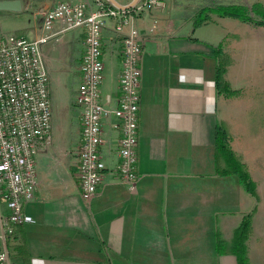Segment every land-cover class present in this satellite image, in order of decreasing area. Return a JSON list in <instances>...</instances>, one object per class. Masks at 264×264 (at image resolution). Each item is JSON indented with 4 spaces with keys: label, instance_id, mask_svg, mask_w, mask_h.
I'll return each mask as SVG.
<instances>
[{
    "label": "crops",
    "instance_id": "obj_1",
    "mask_svg": "<svg viewBox=\"0 0 264 264\" xmlns=\"http://www.w3.org/2000/svg\"><path fill=\"white\" fill-rule=\"evenodd\" d=\"M61 1L66 0L27 1L20 12L0 10V21L23 20L17 27L21 35L37 39L52 34L40 44L49 78L51 142L36 156L39 184L24 207L32 220L18 226L6 264H238L235 254L219 253L218 237L230 246L234 229L257 200L236 174L217 173L218 124L227 126L232 149L241 153L228 119L221 115L232 97L218 92L216 49L220 46L233 59L225 77L239 90L233 36L244 22L212 13L195 26L201 8L213 0H161L137 19L146 37L136 165L140 180L131 190L114 174L121 130L115 116L103 118L106 169L100 194L87 205L77 176L82 121L75 105L85 30L56 34V22L47 31L41 13ZM116 1L126 6L134 0ZM123 49L122 36L108 24L102 35L104 73L107 70L110 80L104 92L103 76L105 105L119 101ZM0 207L7 211L1 193ZM258 213L248 256L251 263L264 264V226L258 225Z\"/></svg>",
    "mask_w": 264,
    "mask_h": 264
},
{
    "label": "built area",
    "instance_id": "obj_2",
    "mask_svg": "<svg viewBox=\"0 0 264 264\" xmlns=\"http://www.w3.org/2000/svg\"><path fill=\"white\" fill-rule=\"evenodd\" d=\"M161 4V0H137L126 6L110 0H66L41 11L47 31L56 22L60 24L56 34L85 30L83 73L75 105L82 121L77 176L87 205L100 194L106 169L101 153L103 118L115 116L121 130L120 158L114 174L131 190L140 180L136 165L146 37L137 19ZM108 24L122 36L124 46L121 93L116 106L105 105L101 88L105 68L102 35ZM51 36L30 39L0 28V193L7 207L6 212L0 207V264L9 261V244L17 240L18 226L32 220L24 207L35 197L39 184L36 156L51 142L49 78L40 50V44Z\"/></svg>",
    "mask_w": 264,
    "mask_h": 264
},
{
    "label": "rangeland",
    "instance_id": "obj_3",
    "mask_svg": "<svg viewBox=\"0 0 264 264\" xmlns=\"http://www.w3.org/2000/svg\"><path fill=\"white\" fill-rule=\"evenodd\" d=\"M248 1L251 5L247 4ZM212 2L223 3L219 0ZM227 2L248 6L254 3L264 5V0ZM22 23L23 20L18 17H11L2 19L0 27L19 34L17 27ZM233 39V49L237 54L234 65V71L237 73L235 82L240 92L226 100L221 115L228 119L233 131L234 145L241 153L240 157L248 164L250 173L257 183L260 196L259 200L256 199L258 225L264 226V26L244 22ZM104 76L103 91L106 92L110 82L107 70Z\"/></svg>",
    "mask_w": 264,
    "mask_h": 264
},
{
    "label": "trees",
    "instance_id": "obj_4",
    "mask_svg": "<svg viewBox=\"0 0 264 264\" xmlns=\"http://www.w3.org/2000/svg\"><path fill=\"white\" fill-rule=\"evenodd\" d=\"M219 16H228L238 18L241 21L253 23L258 26H264V5L254 3L252 6L242 4H220L212 2L209 6L201 8L196 16L194 25L198 26L210 19V14ZM218 59L216 70V86L220 94L226 97H234L240 90L234 89L231 83L226 79L227 67L233 63L230 55L223 52L220 46L216 49ZM229 131L224 123L218 124L216 129V148H217V173L228 175L236 174L243 187L251 193L257 200L260 199L257 183L252 177L250 171L242 158L232 149L229 142ZM223 161V164H222ZM258 206L245 213L239 225L234 229L231 245L227 247L225 240L219 235L217 248L219 253L231 252L237 256L238 264H253L248 256V239L253 229V219ZM227 247L228 249H226ZM24 254H27V248H21Z\"/></svg>",
    "mask_w": 264,
    "mask_h": 264
},
{
    "label": "water",
    "instance_id": "obj_5",
    "mask_svg": "<svg viewBox=\"0 0 264 264\" xmlns=\"http://www.w3.org/2000/svg\"><path fill=\"white\" fill-rule=\"evenodd\" d=\"M27 1H30V0H0V10L20 12L24 10L25 4ZM38 1H42V0H38ZM110 1H112L118 6H124V5L119 4L116 0H110ZM135 1L137 0H134L133 2Z\"/></svg>",
    "mask_w": 264,
    "mask_h": 264
}]
</instances>
